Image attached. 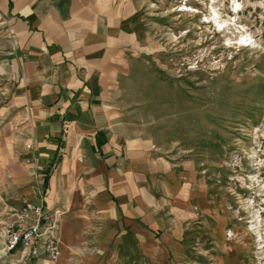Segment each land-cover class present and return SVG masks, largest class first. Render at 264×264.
<instances>
[{
	"label": "crops",
	"instance_id": "crops-1",
	"mask_svg": "<svg viewBox=\"0 0 264 264\" xmlns=\"http://www.w3.org/2000/svg\"><path fill=\"white\" fill-rule=\"evenodd\" d=\"M143 1L0 0V230L44 191L60 245L21 259L0 236V264H179L221 235L201 170L142 119Z\"/></svg>",
	"mask_w": 264,
	"mask_h": 264
},
{
	"label": "rangeland",
	"instance_id": "rangeland-1",
	"mask_svg": "<svg viewBox=\"0 0 264 264\" xmlns=\"http://www.w3.org/2000/svg\"><path fill=\"white\" fill-rule=\"evenodd\" d=\"M143 3L142 119L201 170L221 228L179 264H264V0Z\"/></svg>",
	"mask_w": 264,
	"mask_h": 264
},
{
	"label": "built area",
	"instance_id": "built-area-1",
	"mask_svg": "<svg viewBox=\"0 0 264 264\" xmlns=\"http://www.w3.org/2000/svg\"><path fill=\"white\" fill-rule=\"evenodd\" d=\"M29 147V145H27ZM44 191L37 203H25L12 211L1 227V243L6 252L19 251L25 257H45L55 261L60 255L56 225L58 211L44 206Z\"/></svg>",
	"mask_w": 264,
	"mask_h": 264
},
{
	"label": "clouds",
	"instance_id": "clouds-1",
	"mask_svg": "<svg viewBox=\"0 0 264 264\" xmlns=\"http://www.w3.org/2000/svg\"><path fill=\"white\" fill-rule=\"evenodd\" d=\"M236 7H239V5H237Z\"/></svg>",
	"mask_w": 264,
	"mask_h": 264
}]
</instances>
